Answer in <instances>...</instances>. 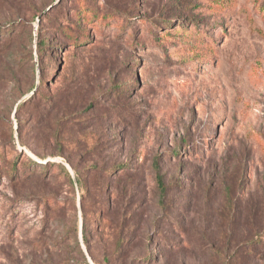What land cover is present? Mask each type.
<instances>
[{
	"label": "rangeland",
	"instance_id": "obj_1",
	"mask_svg": "<svg viewBox=\"0 0 264 264\" xmlns=\"http://www.w3.org/2000/svg\"><path fill=\"white\" fill-rule=\"evenodd\" d=\"M58 3L0 0V264H264V0Z\"/></svg>",
	"mask_w": 264,
	"mask_h": 264
},
{
	"label": "trees",
	"instance_id": "obj_2",
	"mask_svg": "<svg viewBox=\"0 0 264 264\" xmlns=\"http://www.w3.org/2000/svg\"><path fill=\"white\" fill-rule=\"evenodd\" d=\"M62 1L63 0H61L58 4H61ZM52 10H54V7L51 9V11ZM40 16H41V21L39 23V29L40 28L42 29V25H43L44 21L46 20V18H45L46 14H44V15L41 14ZM12 24L13 25H9L8 26L9 29L10 28L12 29V32L18 31V29L23 26V22H12ZM16 24H19V25H16ZM20 24H22V25H20ZM5 29H6L5 27H1L0 26V63L5 60L6 52L11 49V45H12V40H11L10 36L7 39L3 38L4 35H2V33H3V30H5ZM61 29H63L62 33L63 34L65 33L66 35L67 34L70 35V32L72 31V29H70L69 26H67L65 28L62 26ZM47 41H48V38L42 36V34L39 33L38 41H37V51H38L39 55L45 50ZM42 85H43V83H41L40 87ZM42 159H44V158H42ZM14 164H16V161L14 162ZM42 164L48 165V164H51V163L50 162H45V163H42ZM60 166H61V168H62V170L64 172L68 173L66 168H65V166H63V165H60ZM153 166H154V169H155V180H156V184H157V187H158V190H159L160 198H161V200H164L166 195H167L168 188H167L166 183H165V179H164V175L162 173L161 166H160V164L158 162V157L155 158V160L153 162ZM129 169H130L129 165L124 164V165L120 166V168L115 167L114 169L106 171V175H107L106 177L108 178V180L109 179H117V181H118L117 189L121 193H124V186H125L124 183H126V181L134 180V177H133L134 175L132 176V175L127 173V171ZM116 171H118V172H116ZM121 171H122V173L120 175ZM79 176L80 175L77 174V181H78V183L80 185L82 182H81ZM100 177H102V176H100ZM122 186H123V190H122ZM109 188H110V185L108 184V186L105 188L106 189V194L108 195V199H110V195H111ZM83 197H84V195H83ZM139 210H140V204H138L137 200L136 201H132V202L128 201L127 202V207L122 208V220L119 222L118 226L128 225L129 222H130V223H132V233L134 234L135 232H137V227H138V224L140 222V212H139ZM119 233H120V231H119ZM119 233H118V237H117V240H116L117 249H121L122 247H124V246H126L128 244V242L124 241V239L122 238L121 234H119ZM132 233L130 234L131 237H132ZM249 243H251V244H249L250 246H255V235L251 238ZM116 254H120V252H116Z\"/></svg>",
	"mask_w": 264,
	"mask_h": 264
},
{
	"label": "water",
	"instance_id": "obj_3",
	"mask_svg": "<svg viewBox=\"0 0 264 264\" xmlns=\"http://www.w3.org/2000/svg\"><path fill=\"white\" fill-rule=\"evenodd\" d=\"M60 1H61V0H59V2H60ZM54 6H55V5H54ZM52 8H53V7H52ZM50 9H51V8H50ZM44 14H46V13H43L42 15H44ZM40 21H41V16L37 18V22L40 23Z\"/></svg>",
	"mask_w": 264,
	"mask_h": 264
}]
</instances>
